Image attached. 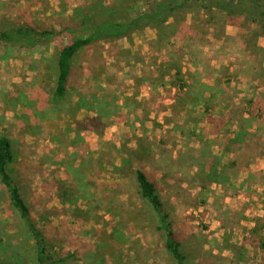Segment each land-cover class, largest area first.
<instances>
[{
	"label": "rangeland",
	"instance_id": "374dc122",
	"mask_svg": "<svg viewBox=\"0 0 264 264\" xmlns=\"http://www.w3.org/2000/svg\"><path fill=\"white\" fill-rule=\"evenodd\" d=\"M161 1L0 0V30L61 31L107 8L130 22ZM77 36L42 50L0 43V138L12 143L9 170L33 221L51 232L49 254L59 264H177L138 195L142 169L185 264H264V155L225 186L188 157L207 148L229 164L225 140L240 125L264 143V24L187 7L81 52L55 105L58 51ZM23 223L0 182V261L38 264Z\"/></svg>",
	"mask_w": 264,
	"mask_h": 264
},
{
	"label": "trees",
	"instance_id": "16d2710c",
	"mask_svg": "<svg viewBox=\"0 0 264 264\" xmlns=\"http://www.w3.org/2000/svg\"><path fill=\"white\" fill-rule=\"evenodd\" d=\"M196 7L208 12H217L229 17H246L252 21L264 24V0H162L151 12L141 14L130 22L115 21L107 16L114 15L116 9L93 10L77 23L64 25L61 31L50 29H35L29 26L10 24L0 30V43L9 45H22L33 50L49 48L52 43H57L65 35L82 34L69 43L59 48L55 77V91L53 102L59 105L65 99L68 87L73 75V61L81 52L102 43L119 42L133 35L140 29L163 26L179 11L187 7ZM261 133H254L244 125H240L232 136L226 137L224 144L226 152H233L234 158L225 166L214 162L217 157L210 150L203 149L191 152L188 157L196 161V168L207 169L212 182L222 186L229 184L238 178L240 168L251 160L264 155V143ZM208 150V151H207ZM206 151V152H205ZM206 154V158H205ZM14 163L12 143L6 137L0 138V182L8 193L9 205L19 214L22 223L25 224L27 235L34 241L38 264H59L63 260H55L49 254L47 234L49 229L42 231L33 221L30 209L21 195L19 187L14 183L10 173V166ZM136 183L138 195L145 206L150 209L155 221L156 230L164 235L165 248L177 261V264H185L187 261L181 250V243L170 220V215L164 210V203L158 193L156 183L142 170H136ZM23 219V220H22ZM49 230V231H48ZM59 261V263H57ZM0 264H12L8 261H0Z\"/></svg>",
	"mask_w": 264,
	"mask_h": 264
}]
</instances>
